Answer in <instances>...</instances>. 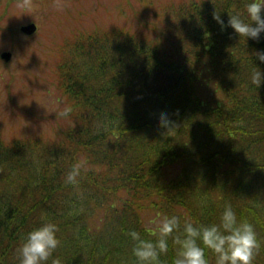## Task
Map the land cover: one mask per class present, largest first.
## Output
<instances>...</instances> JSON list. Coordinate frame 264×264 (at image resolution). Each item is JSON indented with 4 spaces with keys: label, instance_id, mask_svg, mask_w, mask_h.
Returning a JSON list of instances; mask_svg holds the SVG:
<instances>
[{
    "label": "trees",
    "instance_id": "1",
    "mask_svg": "<svg viewBox=\"0 0 264 264\" xmlns=\"http://www.w3.org/2000/svg\"><path fill=\"white\" fill-rule=\"evenodd\" d=\"M143 2L130 3L135 20L62 39L61 105L30 112L52 124V137L0 134V264H20L27 233L45 220L58 227L52 258L63 264H135L129 233L155 241L160 222L177 216L180 228L160 256L172 264L183 225L219 224L225 205L254 225L253 264H264V84L250 81L253 68L264 72L252 54L264 50V34L246 41L213 18H247L248 0ZM65 105L70 118L56 115ZM161 113L168 127L157 124ZM76 163L73 187L64 180ZM152 217L158 222L148 225ZM205 255L216 264L211 249Z\"/></svg>",
    "mask_w": 264,
    "mask_h": 264
},
{
    "label": "rangeland",
    "instance_id": "2",
    "mask_svg": "<svg viewBox=\"0 0 264 264\" xmlns=\"http://www.w3.org/2000/svg\"><path fill=\"white\" fill-rule=\"evenodd\" d=\"M15 5L0 0V55L11 53L6 61L0 56V134L9 141L12 137L31 139L53 136L48 120H37L36 115L52 114L61 105L59 82L55 65L64 53L60 43L78 28L108 26L135 20L136 9L146 7L143 0H23ZM53 3H56L53 5ZM153 5L156 0H146ZM59 16V17H58ZM65 20L55 30L57 19ZM69 23L77 25L70 29ZM37 30L27 35L20 26L30 21ZM74 30V31H73ZM32 44V45H31ZM30 112L36 114L32 115ZM43 137V138H44ZM145 217L155 215L145 209ZM151 218L147 224L157 223Z\"/></svg>",
    "mask_w": 264,
    "mask_h": 264
},
{
    "label": "clouds",
    "instance_id": "3",
    "mask_svg": "<svg viewBox=\"0 0 264 264\" xmlns=\"http://www.w3.org/2000/svg\"><path fill=\"white\" fill-rule=\"evenodd\" d=\"M247 18L241 13L229 14L225 23L219 14L213 18L221 29L231 27L239 38L243 37L259 42L264 34V0H248L245 5ZM3 34L0 33V39ZM260 63H264V50L257 49L252 53ZM257 66V65H256ZM251 84L256 88L264 84V72L259 67L253 68L250 74ZM73 112L71 105H65L56 115L70 118ZM160 127L170 124L167 113H161L157 118ZM82 164H73L67 173L64 183L77 186L81 178ZM180 228L177 216L165 217L159 224V238L155 241L143 239L139 232L131 231L130 238L134 241L132 255L135 264H162L161 254L168 250V237ZM58 227L45 220L39 227L29 231L23 244L18 249L20 264H48L53 253L60 245L57 237ZM183 237L177 236L175 243L179 246L172 264H209L205 248L215 253L216 264H253L260 249L257 232L252 223L237 218L230 205H225L219 219V224L194 225L186 222L183 225ZM51 264H63L61 257L51 259Z\"/></svg>",
    "mask_w": 264,
    "mask_h": 264
},
{
    "label": "water",
    "instance_id": "4",
    "mask_svg": "<svg viewBox=\"0 0 264 264\" xmlns=\"http://www.w3.org/2000/svg\"><path fill=\"white\" fill-rule=\"evenodd\" d=\"M36 28L37 26L34 22H30L20 26L21 31L26 34H32L33 32H35ZM10 56L11 53L9 51L1 52V58H3L6 61L10 58Z\"/></svg>",
    "mask_w": 264,
    "mask_h": 264
}]
</instances>
